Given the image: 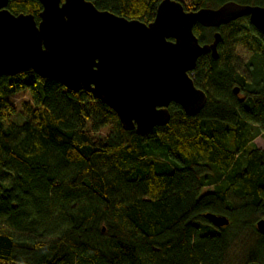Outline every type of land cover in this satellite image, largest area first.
Listing matches in <instances>:
<instances>
[{
	"label": "trees",
	"instance_id": "1",
	"mask_svg": "<svg viewBox=\"0 0 264 264\" xmlns=\"http://www.w3.org/2000/svg\"><path fill=\"white\" fill-rule=\"evenodd\" d=\"M89 1L150 24L162 0ZM180 1L187 11L227 2L264 7V0ZM8 9L39 22L43 7L10 0ZM217 31L218 57L202 55L190 73L207 94L205 107L189 116L172 103L170 122L144 136L124 130L116 112L85 90L33 70L0 78V264H223L242 232H258L264 35L248 16L220 29L194 27L201 45ZM236 46L251 53L245 72ZM26 90L17 121L10 96ZM208 213L229 225L215 227ZM258 234L247 264H264Z\"/></svg>",
	"mask_w": 264,
	"mask_h": 264
},
{
	"label": "water",
	"instance_id": "2",
	"mask_svg": "<svg viewBox=\"0 0 264 264\" xmlns=\"http://www.w3.org/2000/svg\"><path fill=\"white\" fill-rule=\"evenodd\" d=\"M9 1L0 0V78L33 70L72 92L85 90L138 136L166 126L172 103L189 116L205 107L207 94L190 73L202 55L218 57L222 34L201 45L197 24L220 29L248 16L264 35V7L236 2L187 11L180 0H162L146 24L99 10L89 0H39L37 22L32 14L11 13ZM205 217L219 228L230 223L226 216ZM256 227L264 236V218Z\"/></svg>",
	"mask_w": 264,
	"mask_h": 264
},
{
	"label": "rangeland",
	"instance_id": "3",
	"mask_svg": "<svg viewBox=\"0 0 264 264\" xmlns=\"http://www.w3.org/2000/svg\"><path fill=\"white\" fill-rule=\"evenodd\" d=\"M184 1V0H182ZM228 37L229 34L226 33ZM235 57L238 60L242 72L245 70V65L251 57V53L243 46H236L233 50ZM245 72V71H244ZM11 102L18 111L16 116L17 121H22L23 118V104L30 100L28 90L19 92L18 94L10 96ZM255 145L264 151V135L258 136L254 140ZM259 234L255 229H248L241 233L238 239L231 246L228 255L223 264H247L252 248L257 242Z\"/></svg>",
	"mask_w": 264,
	"mask_h": 264
}]
</instances>
